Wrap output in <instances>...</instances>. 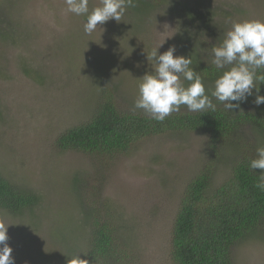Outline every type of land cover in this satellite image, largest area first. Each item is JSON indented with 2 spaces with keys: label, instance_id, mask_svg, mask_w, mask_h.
I'll return each instance as SVG.
<instances>
[{
  "label": "rangeland",
  "instance_id": "1",
  "mask_svg": "<svg viewBox=\"0 0 264 264\" xmlns=\"http://www.w3.org/2000/svg\"><path fill=\"white\" fill-rule=\"evenodd\" d=\"M147 2L149 11L128 8L121 22L109 20L86 34V17L67 12L64 0H0V174L40 198L21 217L0 214L15 264H62L68 250H83L88 230L81 212L89 203L102 210L105 200L128 249L127 264H171L169 237L180 196L211 157L204 135L145 139L114 161L101 184L93 159L59 151L54 140L91 116L103 83L111 85L121 110L144 112L134 102L138 78L152 71L147 53L163 43L158 54L174 46L175 56L211 63L213 46L233 22L264 21V0ZM98 5L89 0L90 11ZM205 88L213 90L214 83ZM242 132V140H252L248 128ZM235 155L232 149L215 162L214 185L229 175ZM231 257L233 264H264V228L238 243Z\"/></svg>",
  "mask_w": 264,
  "mask_h": 264
},
{
  "label": "trees",
  "instance_id": "2",
  "mask_svg": "<svg viewBox=\"0 0 264 264\" xmlns=\"http://www.w3.org/2000/svg\"><path fill=\"white\" fill-rule=\"evenodd\" d=\"M154 1L160 5L166 0ZM151 7L147 0H135L133 11L139 14V9L147 12ZM187 17L192 19L194 15L190 12ZM190 68L201 76L204 86L214 83L221 75V69L208 62L203 64L196 57L192 58ZM99 86L91 116L58 135L54 147L93 159L98 166L95 181L101 184L114 161L119 156L129 155L145 139L172 132L204 135V145L211 157L185 185L180 196L169 237L170 261L171 264H233L232 249L264 228V192L254 187L262 170H250L248 166L249 161L256 158L257 147L264 145V104L254 103L255 89L239 109L230 111L211 97L212 90L206 91L216 104L215 111L189 112L185 107L159 122L145 112L121 110L111 85ZM259 88V95H264V83ZM244 128L252 132L251 141L242 140ZM232 149L236 155L231 171L220 184L214 185V164L229 158ZM96 187L92 188L95 201L100 196V187ZM77 201L78 198L75 202L78 205ZM81 201L79 198V207H82ZM39 202L38 194L16 186L0 174V214L21 217L32 212ZM103 202L106 204L102 210L89 203L81 212L83 229L88 230L86 243L83 250H68L62 264L79 254L88 264H127L129 261L126 244L118 236L109 212V202Z\"/></svg>",
  "mask_w": 264,
  "mask_h": 264
},
{
  "label": "clouds",
  "instance_id": "3",
  "mask_svg": "<svg viewBox=\"0 0 264 264\" xmlns=\"http://www.w3.org/2000/svg\"><path fill=\"white\" fill-rule=\"evenodd\" d=\"M64 3L67 12L86 17L83 25L86 34L93 33L98 25L109 20L121 22L127 9L135 7V0H99V5L91 11L89 0H64ZM159 47L147 53L152 71L138 78V96L134 108L142 109L159 122L179 111L181 105L186 106L189 112L215 111L216 104L206 94L201 76L190 68L192 58L175 56L174 46L158 54ZM212 54L211 63L216 69L230 67L214 81L211 97L230 111L239 109L255 89L254 103L257 106L264 104V95H259V85L264 83V72H258L264 69V21L233 22L220 44L213 46ZM181 77L188 82L187 86L181 82ZM248 166L250 170H262L254 187L264 192V145L257 147L256 158L251 159ZM8 226L0 223V264H15L11 255L13 249L6 243L9 239ZM67 264H88V261L81 259L79 254L70 257Z\"/></svg>",
  "mask_w": 264,
  "mask_h": 264
}]
</instances>
